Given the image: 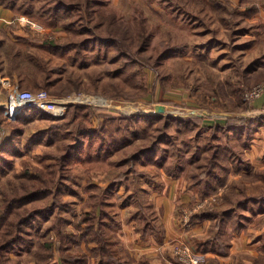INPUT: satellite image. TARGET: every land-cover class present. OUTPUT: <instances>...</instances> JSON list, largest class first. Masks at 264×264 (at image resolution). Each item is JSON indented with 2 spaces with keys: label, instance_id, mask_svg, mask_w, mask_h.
Instances as JSON below:
<instances>
[{
  "label": "rangeland",
  "instance_id": "374dc122",
  "mask_svg": "<svg viewBox=\"0 0 264 264\" xmlns=\"http://www.w3.org/2000/svg\"><path fill=\"white\" fill-rule=\"evenodd\" d=\"M12 1L18 4L23 0L0 3V39L5 43L14 34L30 39H43L46 34L64 41L74 29L76 41L83 44L72 61L55 53L50 57L42 54L51 67H59L52 73L54 83L50 88L21 86L16 77L0 70L1 76L9 78L8 87L15 91L46 89L58 97L86 96L77 99L87 100L83 104L90 112V118L80 125L82 129L95 130L101 117L107 115L126 117L120 123L133 142L112 147L109 159L114 173L87 172L76 158L95 149L99 143L96 138L88 141L86 137L74 161L64 162L61 168L58 163L67 147L80 141L78 132H74L76 124L68 127L42 114L2 124L7 136L14 127L22 132L17 136L19 148L0 154V193L9 192L8 180L20 181L15 176L23 167L46 170L53 165L60 188L56 200L52 195L31 198L20 207L43 210H36L34 217L25 222L21 238L14 234L4 250L8 261L35 264L30 253L36 248L38 237L43 233L46 238H53L58 227L80 239V217L90 210L89 204L99 203L104 214L111 206L128 205L129 214L146 209L147 190L142 187L162 166L171 175L183 170L193 182L200 178L197 199L178 210L182 228H189L203 216L195 218L193 214L190 223L184 224L181 209L213 197L204 209L225 208L216 210L224 216L217 224L221 232L216 236L242 234L264 242V0H92L96 12L88 16L90 19L83 16L82 6L73 11L69 8L82 0H60L66 9L60 10L61 18L55 26H47L27 14H15L6 7ZM31 1L33 11L56 4V0ZM259 85L263 89L258 96L245 97L247 91ZM73 110L70 108L65 117ZM139 113L158 116H137ZM245 117L248 121L242 126L232 121L233 126L228 128H200ZM215 144L225 158L218 160L217 177L204 172ZM152 145L153 149L147 151ZM134 154L136 157L132 158ZM247 155L258 156L261 167L255 164L256 159H252L253 164L250 160L245 162ZM240 168L249 172L238 174ZM200 173H204L202 177ZM236 174L239 176L234 177ZM89 182L98 188H88ZM210 182L212 187H207ZM45 206L51 209L46 210ZM2 232L0 228V235ZM86 242L80 239L79 245L73 244L71 254H86L88 262L95 263V259L91 261L93 255L86 253ZM220 246L227 248L224 242ZM196 254L201 256L202 264L211 263L202 253ZM59 259L56 251L53 260L60 262Z\"/></svg>",
  "mask_w": 264,
  "mask_h": 264
},
{
  "label": "trees",
  "instance_id": "16d2710c",
  "mask_svg": "<svg viewBox=\"0 0 264 264\" xmlns=\"http://www.w3.org/2000/svg\"><path fill=\"white\" fill-rule=\"evenodd\" d=\"M0 3L4 4L3 0H0ZM55 3L56 4L50 8L46 6H40L36 9V11H33L34 8L32 7L33 3L31 0H23L18 4L12 1L11 4H6V7L10 8L15 14H27L33 19L39 21L43 20L44 24L47 26H55L58 25L59 19L61 18L60 10L66 9L65 6L60 5V0H56ZM91 3L92 0H82V3H75L69 8L71 11H73L74 9L82 6L83 16L90 19L89 17L93 16V13L96 12ZM76 33V30L71 29L69 31V35L65 36L67 39L64 41H61L62 38H49L46 34L44 35L45 37H42L43 39H37L36 37H34V39H30L16 34H14L11 40L7 41L6 43L4 39H0V70L3 71V73L7 76L16 77L21 86H44L46 88H50L54 83V81L51 79L52 73L56 72L57 68L59 67H51L44 56H47L45 54H48V57H50L51 54L55 53L60 57L64 56L67 59H71L72 61L74 59L73 57H75L74 54L81 50V45L83 44V41H76ZM145 38L147 40V37ZM97 39L98 38H95L96 41ZM42 54L44 56H42ZM70 108H73L74 110L72 111L71 115L66 118L65 115L68 113ZM86 110L87 107L85 104L75 103L69 105L66 112L62 116L55 117L51 114H45V112L43 113L38 111L37 113H33L30 109H23L24 116L18 118L23 120V118H27L28 115H30V117H34V114H42L46 116L48 115L52 119L58 120V122H61L63 125L67 124L68 127H70L72 124H76L77 128H74V132H78L76 135L80 141L67 147V152L58 161L59 167L61 168V166L64 165V162L66 163L74 161L76 158L74 155L82 151L81 149L84 147L83 145L87 141L86 137H88V141H90L92 138H96L99 140V143L92 151L89 149L86 156L76 158V161H82L87 172L91 170H104L114 173V168L112 167L111 161L109 159L113 154L112 147L119 145L128 146L133 142V139L129 136V132L125 128V125L120 123L121 121L125 120L126 117L114 115L101 117L102 120L99 122L97 128L91 131L82 129L80 126L82 125V121L90 118V112ZM142 115L145 117L158 116L143 113L137 114V116ZM159 117H161V115H159ZM193 117L200 118L198 116H191L190 118ZM232 121H235L242 126L246 124L248 118H235L233 120H229L225 124L200 128H228L229 126H233ZM21 132V130H17L14 127L10 130L9 135L5 137L6 139H4V141L0 140V154L8 151H15L16 148H19V145L17 144L19 141L17 138L19 137L17 136H19ZM211 136L214 137V133H211ZM11 142H13V144ZM214 146L215 149L212 151L210 156V163L204 172L206 175L207 172H210L217 177V174L215 173L218 172V168L220 167L218 160L224 158V156L222 155V151L220 152V148H218L219 145L215 144ZM152 149L153 145L150 146L147 151H151ZM135 157L136 155L134 154L132 158ZM0 162H2L1 156ZM45 171H47V173L50 175H48ZM55 171L56 169L53 167V165H50L46 170L42 168H34L33 170H29L28 168L23 167V171L19 174H16L15 176L16 178H20V181L15 183L14 181L8 180L7 184H9V187L7 189L9 192L5 193L4 190H2L0 193V228L4 230V232H2L3 235H0V238L3 237V240L0 242V264H20L18 259H14L12 262L8 261L9 257H5L4 250L13 240V236H15L14 234H16L18 239L21 238V233L25 231L23 227L25 222L28 219L34 217L36 210L42 209V207H34L31 209V211H27V209L20 210V207L32 200L31 198H45L46 196L52 195L53 200H56L60 188L56 185L57 180L54 178ZM166 172L169 174L171 173L168 171V169ZM202 175L201 173L199 174L200 177H202ZM118 176L119 175L115 177ZM122 176H124V173ZM199 180L200 178H196V181ZM89 186L98 188L96 185L93 186L91 182H89L88 188ZM206 186L212 187V183H207ZM204 194L206 195V193H201L202 196H204ZM91 197H93V195H91ZM89 206L90 210L84 211L80 217V221L84 225V227H82V224L79 225L81 226L79 227V230H82L80 239H85L87 244L89 243L88 241L95 243V246L90 249V253L93 255L92 257L99 258L97 264L117 263L118 261L114 257L109 246V240L106 234V223L102 220L104 216L102 206H100L97 202L94 204H89L88 207ZM43 208L50 210L51 206H45ZM214 209L215 208L208 206L206 209L203 208V210L201 209L198 213H195L194 217H204L208 213L210 215L221 213ZM141 215H144V212H141ZM144 220V216H141L139 223L141 225L144 224ZM8 232L11 233L7 234ZM80 239H77L73 233L61 231L59 227L56 229L55 237L53 238H46L42 233L38 237L36 248L30 253L31 259L35 262V264H90V261L88 262V259L86 258V254H71L73 244L79 245ZM56 251L59 253L60 262L53 260L54 253ZM262 252V254L253 259V264H264V251Z\"/></svg>",
  "mask_w": 264,
  "mask_h": 264
},
{
  "label": "crops",
  "instance_id": "0c3cea01",
  "mask_svg": "<svg viewBox=\"0 0 264 264\" xmlns=\"http://www.w3.org/2000/svg\"><path fill=\"white\" fill-rule=\"evenodd\" d=\"M9 83V78L0 75V93L10 90ZM21 116H24L23 110L15 120ZM7 122L10 121H4L0 117V140L7 137L8 131L2 125ZM252 159H256L257 162ZM247 160H250V164L255 163L257 167H261L258 164V156L247 155L244 161ZM160 168L161 171L156 175H150L146 187H142L143 190H147L145 210L142 208L129 214L126 213L128 205L111 206V210H104L106 214L102 220L106 223L109 246L118 261L114 264L175 263L172 250L174 245L180 242L191 244L196 249V253H202L210 260L209 264H253V257L263 253L261 248L264 242L242 234L227 237L221 235V238L216 236L221 232L217 224L221 218L224 219V216L220 215L225 208L218 207L216 210H222L220 214L195 220L187 229L179 225L178 210L197 199L198 181L193 182L192 177L186 172L180 171L171 175L162 169L163 166ZM247 171L241 170L238 174H246L249 172ZM238 174L234 177H238ZM141 212H144V215H141ZM141 216L145 219L142 225L139 223ZM222 242L227 244L225 250L220 246ZM94 246L95 243H86V253ZM92 259H95V263L93 261L90 264L98 263L99 258L93 257L91 261Z\"/></svg>",
  "mask_w": 264,
  "mask_h": 264
},
{
  "label": "built area",
  "instance_id": "2783aa9c",
  "mask_svg": "<svg viewBox=\"0 0 264 264\" xmlns=\"http://www.w3.org/2000/svg\"><path fill=\"white\" fill-rule=\"evenodd\" d=\"M10 90L5 93V98L0 99V117L4 121H13L17 118V115L23 109H30L34 111H41L47 114H51L55 117L62 116L68 105L73 101H84L87 100H77L78 98H84L86 96H66L58 97L52 95L46 89L30 90V89H18ZM263 87L261 85L256 88L251 89L245 93L246 98L256 97L260 94ZM213 197L206 198L196 202L190 207H183L181 209L180 216L184 224L190 223V218L193 214L197 213L199 210L203 209L207 204L213 201ZM174 259L176 262L181 264H202L201 256L196 254L189 245L178 244L173 247L172 250ZM174 264V263H167Z\"/></svg>",
  "mask_w": 264,
  "mask_h": 264
},
{
  "label": "water",
  "instance_id": "95a60500",
  "mask_svg": "<svg viewBox=\"0 0 264 264\" xmlns=\"http://www.w3.org/2000/svg\"><path fill=\"white\" fill-rule=\"evenodd\" d=\"M5 98V93H0V99H4ZM74 102H79V103H87V102H84V101H73V102H71L70 104H73ZM193 113H195V114H197V115H201V113H199V112H193Z\"/></svg>",
  "mask_w": 264,
  "mask_h": 264
}]
</instances>
